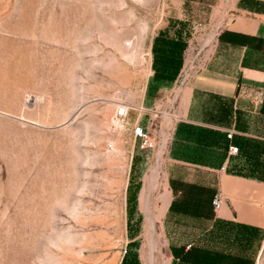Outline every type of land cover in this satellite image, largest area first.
I'll return each mask as SVG.
<instances>
[{"label": "rangeland", "instance_id": "obj_1", "mask_svg": "<svg viewBox=\"0 0 264 264\" xmlns=\"http://www.w3.org/2000/svg\"><path fill=\"white\" fill-rule=\"evenodd\" d=\"M191 1L0 0V264H264V228L229 240L212 206L229 147L213 128L239 133L226 174L264 181V95L222 106L209 143L180 154L207 169L168 154L220 25L197 0L187 17Z\"/></svg>", "mask_w": 264, "mask_h": 264}, {"label": "crops", "instance_id": "obj_2", "mask_svg": "<svg viewBox=\"0 0 264 264\" xmlns=\"http://www.w3.org/2000/svg\"><path fill=\"white\" fill-rule=\"evenodd\" d=\"M194 1L189 2L188 6L183 2V13L190 19L197 16L193 15ZM196 4L198 16H206L205 10L211 9L213 14L209 16V20L214 18L215 23L220 25L216 27L213 45L205 55L202 67L182 88L179 113L173 126L168 154L174 162L207 169L181 160L180 154L189 155L192 150L188 146L203 147L205 141L209 143L202 130L217 127V119L223 118L222 106L229 104L228 102H233L234 109L249 112L254 108L260 110L262 106L264 0H197ZM205 21L207 22L206 17ZM188 23L190 31L187 33L193 34L194 22L189 20ZM194 128H198L195 129L196 132ZM213 129L219 130L218 136H223L224 141L229 143L223 171L216 174L223 197V206L218 211L220 217L242 225L264 228V181L226 174L231 161L241 154V148L236 142L239 133L234 127ZM230 133H233L232 139L228 138ZM177 135L180 136L182 145L176 143ZM231 146L238 148L237 155L230 154ZM242 150L245 151L244 148Z\"/></svg>", "mask_w": 264, "mask_h": 264}, {"label": "built area", "instance_id": "obj_3", "mask_svg": "<svg viewBox=\"0 0 264 264\" xmlns=\"http://www.w3.org/2000/svg\"><path fill=\"white\" fill-rule=\"evenodd\" d=\"M129 111H130V107L127 105H120L118 106L117 110H116V122L118 123V125H126L127 123V119H128V115H129ZM140 120H141V115H139V117L137 118V120L135 121L134 125H133V136L135 138V142L138 143L139 147L142 150H149L153 148V144L150 141V137L147 134V131L141 126L140 124ZM229 139L233 138V133H230L228 135ZM163 147V146H162ZM238 153V148L236 146H231L230 147V154L231 155H237ZM212 205L215 211H219L221 210L222 206H223V197L221 195V193H217L212 201Z\"/></svg>", "mask_w": 264, "mask_h": 264}, {"label": "trees", "instance_id": "obj_4", "mask_svg": "<svg viewBox=\"0 0 264 264\" xmlns=\"http://www.w3.org/2000/svg\"><path fill=\"white\" fill-rule=\"evenodd\" d=\"M212 201H213V199H212ZM253 230H254L253 226H246V225H242V224L235 223V222H232V223H229V224H224V227H223V232L225 233V235L228 232L230 234L229 235V240H232L231 238H232L233 232L238 233L241 237L245 236L246 238L249 237L251 239L253 237ZM219 232H222V229H221L220 226H219ZM225 238H226V236H225ZM226 240L227 239H223L221 241H222V243H227ZM190 247H192V246H190ZM222 255L225 256L224 254H222Z\"/></svg>", "mask_w": 264, "mask_h": 264}, {"label": "bare ground", "instance_id": "obj_5", "mask_svg": "<svg viewBox=\"0 0 264 264\" xmlns=\"http://www.w3.org/2000/svg\"><path fill=\"white\" fill-rule=\"evenodd\" d=\"M152 189V188H151ZM148 200V199H147Z\"/></svg>", "mask_w": 264, "mask_h": 264}]
</instances>
